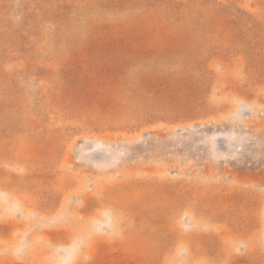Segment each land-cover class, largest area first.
<instances>
[{"label": "rangeland", "instance_id": "1", "mask_svg": "<svg viewBox=\"0 0 264 264\" xmlns=\"http://www.w3.org/2000/svg\"><path fill=\"white\" fill-rule=\"evenodd\" d=\"M0 264H264V0H0Z\"/></svg>", "mask_w": 264, "mask_h": 264}, {"label": "crops", "instance_id": "2", "mask_svg": "<svg viewBox=\"0 0 264 264\" xmlns=\"http://www.w3.org/2000/svg\"><path fill=\"white\" fill-rule=\"evenodd\" d=\"M84 248L86 247L87 248V244L85 245V246H83ZM95 249H98V248H101L100 246H99V244H97V246H95L94 247Z\"/></svg>", "mask_w": 264, "mask_h": 264}]
</instances>
